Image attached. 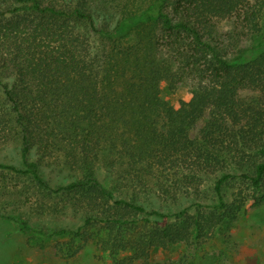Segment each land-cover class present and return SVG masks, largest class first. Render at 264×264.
<instances>
[{
    "label": "trees",
    "instance_id": "trees-1",
    "mask_svg": "<svg viewBox=\"0 0 264 264\" xmlns=\"http://www.w3.org/2000/svg\"><path fill=\"white\" fill-rule=\"evenodd\" d=\"M0 156L64 216H4L34 239H95L113 264L201 245L264 203V0H0ZM207 177L223 212L190 213Z\"/></svg>",
    "mask_w": 264,
    "mask_h": 264
},
{
    "label": "rangeland",
    "instance_id": "rangeland-1",
    "mask_svg": "<svg viewBox=\"0 0 264 264\" xmlns=\"http://www.w3.org/2000/svg\"><path fill=\"white\" fill-rule=\"evenodd\" d=\"M234 24V18L223 19L219 21L218 27L225 33ZM188 94V87L181 86L173 94L165 96L176 105L179 100L187 98ZM243 94L253 96L255 93L245 91ZM202 124V121L199 122L197 129ZM1 159L0 163L4 165L14 161L11 156L8 159ZM211 179L212 177H207L203 182L201 192L203 198L198 203L200 205L186 202V205L190 206L188 209L190 213H194L196 209H202L206 214L213 213L214 210L223 212L219 200L211 190ZM33 186L34 182L28 175L17 174L7 167L0 166V264H113L109 250L103 249L95 239L89 240L81 248H76V245L74 247L69 239L42 242L24 234L14 222L5 218V215L18 217L22 214L26 216L30 224L40 223L39 225L41 223L51 225L64 219V216L60 214H47L39 206L38 200H42V193L39 192L41 189ZM239 188L235 182L225 187L226 204L232 203L233 194ZM67 218L73 223L77 222V219L72 216ZM132 218L141 219L142 215ZM81 224L78 222L77 227ZM135 225L128 230L127 238L130 235L136 238L142 233L143 228L134 229ZM90 230L96 233L97 228L92 227ZM128 255L133 253L127 251L119 256L123 258ZM250 256H258L260 264H264V203L255 206L253 199L247 200L231 224L220 228L218 233L206 242L199 246L186 248L180 246L153 251L149 256V262L151 264H245ZM133 264H144V262L134 257Z\"/></svg>",
    "mask_w": 264,
    "mask_h": 264
}]
</instances>
